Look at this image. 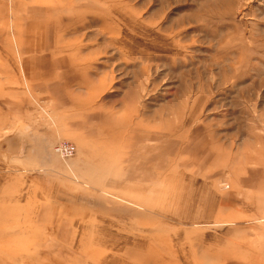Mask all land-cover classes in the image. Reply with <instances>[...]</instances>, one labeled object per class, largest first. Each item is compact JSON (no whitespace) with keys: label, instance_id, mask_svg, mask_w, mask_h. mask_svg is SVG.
<instances>
[{"label":"rangeland","instance_id":"374dc122","mask_svg":"<svg viewBox=\"0 0 264 264\" xmlns=\"http://www.w3.org/2000/svg\"><path fill=\"white\" fill-rule=\"evenodd\" d=\"M0 264H264V0H0Z\"/></svg>","mask_w":264,"mask_h":264},{"label":"built area","instance_id":"2783aa9c","mask_svg":"<svg viewBox=\"0 0 264 264\" xmlns=\"http://www.w3.org/2000/svg\"><path fill=\"white\" fill-rule=\"evenodd\" d=\"M55 151L63 158H70L75 155L76 147L70 142L63 141L56 146Z\"/></svg>","mask_w":264,"mask_h":264}]
</instances>
